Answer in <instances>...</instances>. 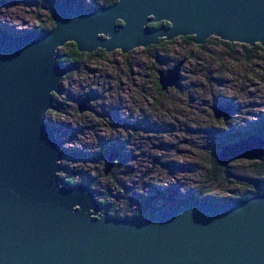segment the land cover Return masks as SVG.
<instances>
[{
  "label": "water",
  "instance_id": "water-1",
  "mask_svg": "<svg viewBox=\"0 0 264 264\" xmlns=\"http://www.w3.org/2000/svg\"><path fill=\"white\" fill-rule=\"evenodd\" d=\"M51 18L46 32L0 29V264H264V192L109 216L86 183L64 185L58 177L68 152L44 119L72 67L55 61L67 42L86 53H125L183 36L198 45L214 36L264 47V0H116L92 10L60 0ZM181 65L157 70L161 90L176 86ZM220 107L230 112V104H213L214 116ZM119 155L108 154L104 173ZM233 158L262 160L264 139L252 134L223 145L217 163Z\"/></svg>",
  "mask_w": 264,
  "mask_h": 264
},
{
  "label": "rangeland",
  "instance_id": "rangeland-1",
  "mask_svg": "<svg viewBox=\"0 0 264 264\" xmlns=\"http://www.w3.org/2000/svg\"><path fill=\"white\" fill-rule=\"evenodd\" d=\"M54 2L0 0V29L23 34L43 21L50 30L49 8ZM225 43L210 36L200 45H187L177 37L171 44L125 53L82 52L77 67L72 65L76 68L52 93L57 107L44 116L68 152L58 161L62 166L58 177L63 181L73 175L75 183L83 182V177L92 179V185L86 183L103 210L108 215L106 208L118 210L125 217L147 206L167 209L197 193L201 199L223 201L220 198L251 191L248 178L264 179V163L258 173L256 159L233 158L227 166H218L215 179L208 178L221 147L239 140L238 132L254 131L264 118V51L248 53V45ZM181 61L180 87L158 90L157 70ZM88 94L93 98L80 111L78 103ZM213 104H230V112L220 107L214 116ZM110 145L122 155L119 168L104 175L105 161L94 159ZM149 212L144 209L145 216Z\"/></svg>",
  "mask_w": 264,
  "mask_h": 264
},
{
  "label": "trees",
  "instance_id": "trees-1",
  "mask_svg": "<svg viewBox=\"0 0 264 264\" xmlns=\"http://www.w3.org/2000/svg\"><path fill=\"white\" fill-rule=\"evenodd\" d=\"M60 0H55L54 4L53 5H50V8H49V19L52 20L51 18V10L53 8V6ZM78 3H79V6L83 7V8H94L96 5H109V4H112L114 1L116 0H98L99 3L98 4H90L88 6L84 5V2L83 0H77ZM161 24H163V22H159V23H149L147 25V27L150 29V28H156L158 26H160ZM167 25V23H166ZM53 26V24H52ZM49 29L46 28L45 26V22L41 21V22H38V25L33 27L32 29H30L29 31L30 32H46L48 31ZM180 40H182L185 44L189 45L192 43V36H183V37H179ZM174 42V39L171 40V41H166L164 39H158L156 41V45L155 46H158V45H165L166 43L167 44H171ZM227 46H232V43L230 44L229 42H226L225 43ZM242 45H245V44H242ZM245 47V46H243ZM251 48H248V53L250 51V49H255V50H260V51H264V47L260 46L259 44H254L253 46H249ZM98 52H102V50L98 49L96 51H93L91 52L90 54L88 55H93V54H99ZM83 55L82 52H79L75 46V44L73 42H67L63 47H61L60 49H58V52H57V58H56V62L61 64V65H65V64H72V65H75L77 67L78 65V61H79V58ZM159 61V60H157ZM163 64V62H161ZM160 63V64H161ZM157 88L159 90V85H157ZM54 99H55V95H53ZM57 99V98H56ZM55 99V100H56ZM53 106L54 107H57L56 105V102L54 101L53 103ZM264 131V118L262 120H259L257 122V124H255V128H254V131H243V132H238L237 133V136L239 138L241 137H244V136H248V135H259V136H262L263 135V132ZM116 150V148L114 147V145H110V146H105L103 147L100 151H99V154H95V155H98L94 161H105L104 163H106V158L108 156V154L112 151ZM217 156H218V153H217ZM93 161V160H92ZM217 162V158L216 160L213 159L212 160V171L215 169V172H212L210 171L208 173V178H211V179H215L216 178V170L219 168V164L216 163ZM119 160L116 162V168L115 170H117L119 168ZM257 164H255L257 167H259V170H258V173H260V167L261 165L264 163V158L262 160H258V162H256ZM114 170V171H115ZM92 180V179H91ZM91 180H89V178L87 177H83L81 181H83L82 183H88L90 185H92V182ZM64 183L65 185H72L75 183V181L73 180V175L72 176H66L64 178ZM86 183V184H87ZM246 183L252 188L251 191H248L247 193H243L239 196H237L236 198H220L222 199L223 201L222 202H232L233 200H242V199H245L251 195H254L256 193H259V192H264V179L261 177V176H257V177H254V178H248L246 180ZM93 187V186H92ZM201 196L202 194L201 193H197L195 195H189L188 197L182 199V200H190V199H201ZM209 198V197H207ZM210 199H213V198H210ZM178 202V201H177ZM177 202H175L172 206H174ZM172 206L168 207L167 209L171 208ZM159 208H162V207H159ZM107 211L111 212L110 216H122V217H125L126 215L125 214H122L120 213L118 210H111V208H106ZM144 209L146 211H150L149 214H152L153 211L156 209H153V208H149V206L147 207H144V208H141V209H136L134 210L130 216H145V215H148V214H145L144 213ZM164 209V208H163Z\"/></svg>",
  "mask_w": 264,
  "mask_h": 264
},
{
  "label": "bare ground",
  "instance_id": "bare-ground-1",
  "mask_svg": "<svg viewBox=\"0 0 264 264\" xmlns=\"http://www.w3.org/2000/svg\"><path fill=\"white\" fill-rule=\"evenodd\" d=\"M119 23H120V21H117V24L119 25ZM149 24V23H148ZM147 24V25H148ZM158 39H164V38H158ZM157 39V40H158ZM156 40V41H157ZM165 40V39H164ZM173 40V39H172ZM156 41L153 43V44H155L156 43ZM166 41H171V40H166ZM230 43V42H229ZM153 44H151V45H153ZM61 48V47H60ZM59 49V48H58ZM98 49H100V48H98ZM98 49H96V50H98ZM95 50V51H96ZM100 50H103V49H100ZM86 53V52H85ZM87 54H89V53H87ZM57 58V57H56ZM56 61V60H55ZM184 61V60H183ZM183 61H181V62H179L177 65L178 66H180L181 65V63L183 62ZM57 63V62H56ZM182 66V65H181ZM180 69H181V67H180ZM64 76H67V73L64 75ZM179 79H180V77L178 78V80H177V83H174V84H172V85H176V86H172L173 88H176V87H178L179 86ZM64 80V79H63ZM168 90V89H167ZM167 90H165V91H167ZM59 91V87H58V90H57V92ZM57 92H53V93H57ZM54 98V97H53ZM92 96H90V97H86V100H87V102H91V100H92ZM55 101V100H54ZM54 103V102H53ZM88 107V106H87ZM60 150H62V149H60ZM114 151H119L120 152V155L118 156V157H121V155H122V151H120V150H118V149H116V150H114ZM113 152V151H112ZM111 153V152H110ZM66 156V155H65ZM65 156H63V157H65ZM62 157V158H63ZM115 158V160H114V166H112V168H111V170H112V172L115 170V165H116V161H118L119 160V158ZM59 165H60V168H62V166H61V164H60V162L58 163ZM106 164V163H105ZM111 170L110 171H107V172H103V174L104 175H110V173H111ZM100 205V204H99ZM101 208H102V210H103V206H100ZM107 215H108V213H107ZM110 216V215H109Z\"/></svg>",
  "mask_w": 264,
  "mask_h": 264
},
{
  "label": "flooded vegetation",
  "instance_id": "flooded-vegetation-1",
  "mask_svg": "<svg viewBox=\"0 0 264 264\" xmlns=\"http://www.w3.org/2000/svg\"><path fill=\"white\" fill-rule=\"evenodd\" d=\"M115 2V1H114ZM78 5H79V3H78ZM110 5V4H109ZM97 6H103V5H96L95 7H97ZM104 6H108V5H104ZM94 7V8H95ZM94 8H84V9H86V10H92V9H94ZM150 29H152V28H150ZM161 62H163V64H165L166 62L165 61H159L158 63L160 64ZM70 63H68V64H65V65H69ZM71 66H72V64H70ZM71 68H76V67H71ZM179 85H181V84H179ZM180 87V86H179ZM159 89H160V87H159ZM89 95V94H88ZM86 96V95H85ZM89 106V105H88Z\"/></svg>",
  "mask_w": 264,
  "mask_h": 264
}]
</instances>
